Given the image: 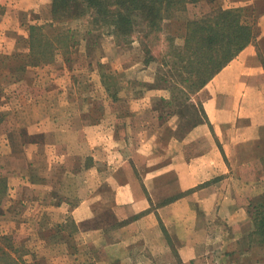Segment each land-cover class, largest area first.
Instances as JSON below:
<instances>
[{"label": "crops", "instance_id": "crops-1", "mask_svg": "<svg viewBox=\"0 0 264 264\" xmlns=\"http://www.w3.org/2000/svg\"><path fill=\"white\" fill-rule=\"evenodd\" d=\"M0 5V63L22 60L0 69V229L53 238L60 264H249L264 248L248 240L264 191V21L196 91L190 123L162 112L161 90L110 98L94 67L43 78L25 60L28 10Z\"/></svg>", "mask_w": 264, "mask_h": 264}, {"label": "trees", "instance_id": "trees-1", "mask_svg": "<svg viewBox=\"0 0 264 264\" xmlns=\"http://www.w3.org/2000/svg\"><path fill=\"white\" fill-rule=\"evenodd\" d=\"M197 1L51 0L50 17L43 19L42 23H30L27 26V61L32 65H39L54 59V47L57 45L64 46L65 49L69 47L65 44L70 37V29L50 37L43 32L44 25H51L54 20L64 17H88L95 26H105L118 37H127L137 31L144 52L142 63H152L161 70H157L158 84L172 89L181 85L178 94L188 96L196 93L250 43L257 33L253 28L254 23L242 12L247 11V8L217 7L209 14L187 19L183 33L167 32L160 41L164 21L176 16L177 12L184 11L188 3L195 4ZM152 46H160L159 53L154 54ZM8 64L5 61V65ZM5 194L6 179L0 175V203ZM249 211L254 222L249 240L264 244V191L259 199L251 203ZM10 252L11 250L0 247V264H27L25 259L11 255Z\"/></svg>", "mask_w": 264, "mask_h": 264}, {"label": "rangeland", "instance_id": "rangeland-1", "mask_svg": "<svg viewBox=\"0 0 264 264\" xmlns=\"http://www.w3.org/2000/svg\"><path fill=\"white\" fill-rule=\"evenodd\" d=\"M17 1L18 4H23V7H21L22 9L28 10L23 11L26 32H28L27 26L30 23L39 24L42 23L43 19L50 17L49 6L51 0ZM254 3L255 1L253 0H198L195 4L188 3L184 11H179L176 16L164 21V31L162 30V34H160V41H162L167 32L172 34L183 33L187 19L209 14L217 7L247 8V11L242 12L247 15L249 21L254 23L253 28L257 31L260 28V24L264 21V12L260 13ZM2 8L3 6L0 5V10ZM67 29L71 30L69 31L70 37L65 44V46L68 45L69 47H67L68 49L63 48L64 46L61 45H57L56 48L54 47L56 52L54 59L40 64L44 68L41 72L43 78L55 75L53 73L57 71L60 72L68 67L74 69V71H78L86 77L90 74L92 67H94V72L97 71L101 83L105 86V93L108 92L107 94H109L112 99L120 97L127 98L129 96H134V94L137 95L141 88L147 90H161L166 94L165 101L159 106L163 113L180 112L187 116V120L190 123L195 122L200 117L201 112L198 110L199 103L195 99V93L188 96L178 94L181 85H177L175 89L168 86L163 88L162 85L158 84L159 82L156 75L157 70L160 69L157 68V65L154 66L152 63H142L144 52L142 50V44L140 45L142 41L137 31L127 37L122 35L118 37L110 33L109 29L105 26H95L88 17H64L54 20L51 25H44L43 32L48 33L50 37H52L55 33L66 32ZM72 44L73 46L71 47ZM159 47L160 46L153 48L152 46L154 54L159 53ZM13 49L14 47L10 49V51ZM25 50L28 52L27 44ZM103 57H105L104 62H101L100 59ZM25 60H27V58ZM17 61V59H14L9 65L20 66L22 60L19 62ZM93 63H95V66ZM7 68L4 60L1 61L0 69L6 70ZM114 68L116 70H114ZM11 71H14L13 74L20 75L21 77L23 76L22 71H20V74L17 73L16 69L11 68ZM9 77L10 76L3 78L5 83ZM96 96L103 95L99 91L96 93ZM257 199H259V197H256L255 200ZM4 209H6V207L1 202L0 216L3 214ZM8 223L9 220L4 221L5 226H2L3 224L1 225L4 229H0V247L11 250V255L25 259L27 264H60V260L54 255L55 253L58 255L56 248L59 243L56 242V240H53V238L48 240L47 237V240H44L40 237L41 235L39 233L23 237L21 233L16 231L17 228H13V224ZM6 226L8 230L5 229ZM9 229H13V231L11 230L12 232H10ZM5 237H7V239ZM256 237L259 238L258 236ZM40 242L43 245V249L42 246L39 245ZM250 243L255 247L261 245V243H255L252 240ZM256 249L257 250L253 252V256H251V259L254 260L251 261L249 258L245 260V262H249V264H264V248ZM221 263L231 264V260L230 258H226L222 260Z\"/></svg>", "mask_w": 264, "mask_h": 264}]
</instances>
